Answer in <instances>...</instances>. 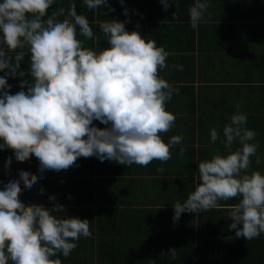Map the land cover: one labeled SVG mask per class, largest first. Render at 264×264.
Wrapping results in <instances>:
<instances>
[{"label": "clouds", "instance_id": "1", "mask_svg": "<svg viewBox=\"0 0 264 264\" xmlns=\"http://www.w3.org/2000/svg\"><path fill=\"white\" fill-rule=\"evenodd\" d=\"M83 2L89 10L115 11L109 0ZM55 3L0 2V72L5 74L0 76V150H13L17 162L34 155L40 173L21 170L19 179L0 190V264H62L60 254L69 257L81 237L92 236L90 221L68 216L63 204L51 208L26 204L21 184L32 189L46 170H68L80 157L142 167L154 160L167 162L171 148L183 140L176 135L166 143L161 137L175 126L176 116L166 105L179 91L160 75L168 66L165 48L155 40L146 41L139 31L126 30L130 19H110L99 22L108 47L98 53L78 39L96 36L76 3L69 0L67 8L56 7L49 14ZM160 3L167 11L177 0ZM210 7V0H195L188 10L193 29L206 22ZM128 11L124 9L126 17ZM25 49L30 55L27 72L21 69ZM8 78L20 80V91L12 94ZM239 108L237 104L223 127L228 154L217 153L198 163L195 190L183 203L173 204V221L178 222L183 213H204L222 207L221 201L238 199L228 210L232 221L228 227L237 238L250 241L264 233V174L248 173L251 157L260 163L259 145L250 143L257 133L246 127L247 116ZM218 137V130L212 128L211 141ZM236 142L240 147L233 151ZM185 151L181 147L179 155L183 157ZM11 164L10 156L5 168ZM39 192L43 194L44 188ZM165 254L177 259L175 248Z\"/></svg>", "mask_w": 264, "mask_h": 264}, {"label": "crops", "instance_id": "2", "mask_svg": "<svg viewBox=\"0 0 264 264\" xmlns=\"http://www.w3.org/2000/svg\"><path fill=\"white\" fill-rule=\"evenodd\" d=\"M72 2L76 3L77 12L88 18L96 36L95 40L78 36L85 47L98 53L108 47L99 22L130 19L126 30L139 31L146 41L155 40L158 47L165 48L169 53L168 66L160 75L179 91L166 105L176 116L175 126L161 133V137L166 143L176 135L183 140L171 148L170 160L163 163L154 160L147 167L80 157L68 170H46L32 189L21 184V199L26 204L51 208L60 203L67 209H82L93 201L91 205L95 209L174 210L173 204L183 203L195 190L198 163L210 160L217 153L228 154L223 127L237 111V104L239 111L247 116L246 127L257 133L250 143L259 145L260 163H256L255 156L251 157L248 173L264 174V0H210L206 22L195 29L191 27L188 11L195 0H177L167 11L160 0H124L123 4L109 0L115 11L103 7L89 10L83 0ZM68 6L69 0H56L49 14L56 7ZM125 8L129 10L127 17ZM25 52L21 69L27 72L30 55L27 49ZM4 75L0 72V76ZM19 83V79L8 78L12 94L20 91ZM94 124L105 127L99 121ZM212 128L219 132L215 143L210 138ZM181 147L186 150L183 157L179 155ZM238 147L236 142L232 150ZM10 156L12 164L6 169ZM38 169L39 161L34 155L28 161L17 162L13 150H0V190L3 184L19 179L21 170L40 175ZM41 187L43 194L39 192ZM53 195L56 200L50 201L49 196ZM238 202V199L221 201L222 207L209 210V214L212 211L226 213ZM200 215L206 216L205 212L195 214V221Z\"/></svg>", "mask_w": 264, "mask_h": 264}, {"label": "trees", "instance_id": "3", "mask_svg": "<svg viewBox=\"0 0 264 264\" xmlns=\"http://www.w3.org/2000/svg\"><path fill=\"white\" fill-rule=\"evenodd\" d=\"M93 186V180H91ZM67 209L68 216L90 221V238L81 237L62 264H264V233L247 241L228 225V211H209L195 221L183 213L174 223V210L116 208ZM89 205V206H88ZM177 250V259L162 253Z\"/></svg>", "mask_w": 264, "mask_h": 264}]
</instances>
